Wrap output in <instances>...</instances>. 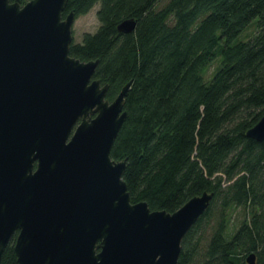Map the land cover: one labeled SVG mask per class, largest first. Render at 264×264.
Returning a JSON list of instances; mask_svg holds the SVG:
<instances>
[{
	"label": "trees",
	"instance_id": "obj_1",
	"mask_svg": "<svg viewBox=\"0 0 264 264\" xmlns=\"http://www.w3.org/2000/svg\"><path fill=\"white\" fill-rule=\"evenodd\" d=\"M95 4L97 30L69 54L98 60L94 78L110 101L131 80L110 150L125 160L130 201L173 212L212 193L177 264H248L251 253L264 264V137L246 135L264 116V0H67L62 15ZM130 18L134 29L120 32ZM14 241L0 264H18Z\"/></svg>",
	"mask_w": 264,
	"mask_h": 264
},
{
	"label": "water",
	"instance_id": "obj_2",
	"mask_svg": "<svg viewBox=\"0 0 264 264\" xmlns=\"http://www.w3.org/2000/svg\"><path fill=\"white\" fill-rule=\"evenodd\" d=\"M66 3L0 0V262L15 234L18 264H177L212 193L173 212L130 201L125 160L110 150L131 80L106 98L98 60L69 54L75 15L63 17ZM246 135L263 139L264 116Z\"/></svg>",
	"mask_w": 264,
	"mask_h": 264
},
{
	"label": "rangeland",
	"instance_id": "obj_3",
	"mask_svg": "<svg viewBox=\"0 0 264 264\" xmlns=\"http://www.w3.org/2000/svg\"><path fill=\"white\" fill-rule=\"evenodd\" d=\"M99 7V4H95L93 8H91L87 13L81 14L77 17H74V21L72 24V40L74 42H80L84 33H94L98 26L99 22L96 16V11ZM255 31V27L253 24L249 25L241 34L243 39L249 38ZM218 65V61L214 62L212 66L209 68L207 74L213 73L215 68ZM233 230L232 226H230L229 232L231 233Z\"/></svg>",
	"mask_w": 264,
	"mask_h": 264
}]
</instances>
